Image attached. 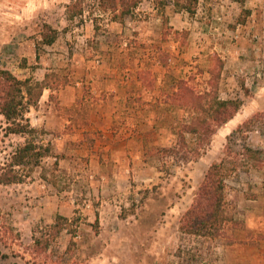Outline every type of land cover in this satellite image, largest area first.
I'll use <instances>...</instances> for the list:
<instances>
[{"label": "rangeland", "instance_id": "obj_1", "mask_svg": "<svg viewBox=\"0 0 264 264\" xmlns=\"http://www.w3.org/2000/svg\"><path fill=\"white\" fill-rule=\"evenodd\" d=\"M74 1L0 0V69L48 84L27 115L52 148L21 168L25 181L0 183V264H264V162L240 155L252 148L264 161V0H200L195 14L143 0L124 20L99 0L69 18ZM45 25L58 32L52 44ZM181 78L242 100L241 122L220 127L194 160L144 157L123 104L140 121L169 118ZM154 101L161 107L143 117ZM6 126L0 114L1 165L26 141ZM169 140L160 131L149 144ZM229 153L241 162L226 180L234 220L216 238L182 233L206 172ZM58 215L69 220L55 236Z\"/></svg>", "mask_w": 264, "mask_h": 264}, {"label": "trees", "instance_id": "obj_2", "mask_svg": "<svg viewBox=\"0 0 264 264\" xmlns=\"http://www.w3.org/2000/svg\"><path fill=\"white\" fill-rule=\"evenodd\" d=\"M143 0H99V7L104 12H111L113 20H124L134 13ZM167 0H155V7L162 11ZM176 12L187 11L195 14L200 0H169ZM244 5L246 0H233ZM69 18L82 15L83 0H75L67 5ZM248 10L243 8V13ZM165 23L169 20L164 19ZM44 42L52 44L58 32L50 25H45ZM178 32V31H176ZM213 74V79L215 74ZM48 84L29 77L18 78L8 69H0V114L4 116L6 132L26 136V141L19 146L6 165L0 164V183L13 184L25 181L22 167L38 164L44 156L51 155L52 148L37 140L39 129L34 127L28 112L36 106ZM165 103L169 105V118H155L141 121L144 157L157 156L159 159L171 157L175 161H190L199 158L211 144L217 130L227 124L240 110L243 101L240 99L222 98L219 90L213 86L205 91H197L190 83V78L178 80L173 90L168 93ZM145 106L161 107L157 102L143 103ZM182 111L183 114L179 112ZM264 114V113H263ZM140 122V121H139ZM150 129H148V127ZM167 128L169 143L162 147L151 146L150 140L159 128ZM261 151L247 148L243 155L245 162H264L257 154ZM232 154V153H231ZM227 154L220 161L214 162L205 174V178L195 194L190 208L184 213L180 231L198 237L216 238L221 236L229 222L234 220L227 211L226 187L227 178L233 174L241 162L239 156L234 159ZM156 157V158H157ZM230 160V161H229ZM162 170V169H160ZM68 218L58 215L51 226L53 235H58L66 228ZM37 246L41 239L35 238ZM48 246V244L46 245Z\"/></svg>", "mask_w": 264, "mask_h": 264}, {"label": "crops", "instance_id": "obj_3", "mask_svg": "<svg viewBox=\"0 0 264 264\" xmlns=\"http://www.w3.org/2000/svg\"><path fill=\"white\" fill-rule=\"evenodd\" d=\"M127 94H130L129 95V99H130V97H132V95L131 94H133L132 92L130 93H127ZM134 96V95H133ZM155 102H157V101H154V103ZM150 103V102H149ZM162 104V103H161ZM144 105V104H143ZM163 105V104H162ZM123 106H124V112H125V114L127 115L126 117L128 118V120L125 122V126H128V125H130V124H136L137 125V128H135L134 130H132V132H133V135H132V137H131V139L133 138V139H137L138 141H140L141 142V144H142V146H143V136H142V134H141V127L140 126H142V124H141V121H140V119H138V117H137V113L135 114V113H133L134 111L132 110V109H134V104H132V102H130V100L128 101V99H126L125 100V105L123 104ZM115 107V106H114ZM136 108V107H135ZM157 109V108H156ZM135 110V109H134ZM144 110V114L142 115L143 117L145 116V114H149V113H151V112H153V110H154V108L152 107V106H147V108L146 109H143ZM113 111H116V107L115 108H113V110H112V112H110L111 114V121H112V119H113ZM135 115H136V117H135ZM238 115H239V113H237L228 123H227V125L228 124H231L234 120H236L237 118H238ZM134 116V117H133ZM107 118V117H106ZM135 118V120L134 121H132L133 119ZM149 121L151 120L150 118L148 119ZM107 121H109V118H107ZM140 121V122H139ZM134 122V123H133ZM234 122H236V124H238L239 122H241V121H234ZM108 124H110V123H108ZM107 128H105V131H106V129L107 130H109V128L111 127V125H108V126H106ZM109 127V128H108ZM129 127V126H128ZM148 127V126H147ZM148 129H150V127H148ZM167 131H168V129L167 128H165ZM163 127L162 128H159V129H157V131H155V134H156V136L157 135H160V131H166ZM154 134V135H155ZM143 148V147H142Z\"/></svg>", "mask_w": 264, "mask_h": 264}]
</instances>
